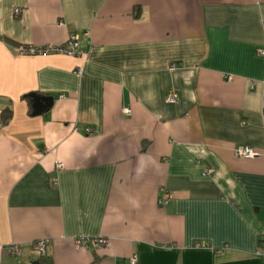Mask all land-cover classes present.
<instances>
[{
  "label": "crops",
  "instance_id": "crops-1",
  "mask_svg": "<svg viewBox=\"0 0 264 264\" xmlns=\"http://www.w3.org/2000/svg\"><path fill=\"white\" fill-rule=\"evenodd\" d=\"M262 49L264 0H0V264H264Z\"/></svg>",
  "mask_w": 264,
  "mask_h": 264
},
{
  "label": "built area",
  "instance_id": "built-area-1",
  "mask_svg": "<svg viewBox=\"0 0 264 264\" xmlns=\"http://www.w3.org/2000/svg\"><path fill=\"white\" fill-rule=\"evenodd\" d=\"M14 12L16 15H19L21 13V9L15 8ZM85 34H88V33L85 32ZM80 36H81L80 33H71L68 40L65 43L59 44V45L47 44L44 46H34V45H23L22 44V45L17 46L16 51L20 55L62 54V55L80 56L83 54V51L81 49ZM259 52L260 54L264 55L263 49L259 50ZM175 67H176V64H173L171 66L172 69H174ZM84 71H85V68L82 66L77 69V73L79 74H83ZM64 97H65V94H62L61 98H64ZM178 99H179V93L177 91L172 90L170 91L166 100L169 103H175L178 101ZM125 111L127 113L130 112L129 108H125ZM235 153L238 157H242V158H253L259 155V153L252 146H249V145H239L236 148ZM58 166H62V164L58 163ZM211 172H212L211 168H205L203 171V174L207 176V175H210ZM57 183H58L57 181L54 182V184H57ZM170 200H171V193L165 187L160 188V194L158 198L159 204L166 205L170 202ZM49 243H50V240L47 238L37 240L33 244V249L36 251V253L39 256H41L47 251V247ZM108 244H109V240L108 238L104 236L90 237V236L81 235L75 238V245L80 248H85V247H88L89 245H91L94 248H101V247L107 246ZM7 250L13 256H19V255H22L23 253L21 245L17 243L9 244ZM255 253L262 260H264V228L261 234L260 244L257 247ZM128 261H129V264H137L138 255L134 253L129 258ZM94 264H102V263L96 262ZM119 264H123V263H119Z\"/></svg>",
  "mask_w": 264,
  "mask_h": 264
},
{
  "label": "water",
  "instance_id": "water-1",
  "mask_svg": "<svg viewBox=\"0 0 264 264\" xmlns=\"http://www.w3.org/2000/svg\"><path fill=\"white\" fill-rule=\"evenodd\" d=\"M29 95L32 98L33 115L35 116L49 111L53 106L54 98L52 96L39 95L37 93H31ZM35 263L39 264V261L37 260Z\"/></svg>",
  "mask_w": 264,
  "mask_h": 264
},
{
  "label": "trees",
  "instance_id": "trees-1",
  "mask_svg": "<svg viewBox=\"0 0 264 264\" xmlns=\"http://www.w3.org/2000/svg\"><path fill=\"white\" fill-rule=\"evenodd\" d=\"M24 98H26L30 105L32 106V98L30 97V95H25ZM33 111V109L31 108V112ZM2 117L5 123H8L9 120L12 117V109L11 108H6L4 109L3 113H2ZM39 264H54L51 255H48L47 252H45L44 254H42L39 257Z\"/></svg>",
  "mask_w": 264,
  "mask_h": 264
}]
</instances>
